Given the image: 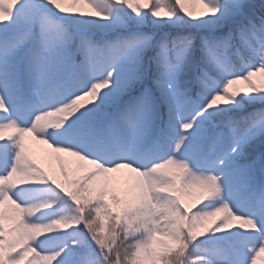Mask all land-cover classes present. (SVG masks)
Instances as JSON below:
<instances>
[{"label": "snow or ice", "instance_id": "snow-or-ice-1", "mask_svg": "<svg viewBox=\"0 0 264 264\" xmlns=\"http://www.w3.org/2000/svg\"><path fill=\"white\" fill-rule=\"evenodd\" d=\"M196 3L0 0V264H258L264 0Z\"/></svg>", "mask_w": 264, "mask_h": 264}, {"label": "rangeland", "instance_id": "rangeland-1", "mask_svg": "<svg viewBox=\"0 0 264 264\" xmlns=\"http://www.w3.org/2000/svg\"><path fill=\"white\" fill-rule=\"evenodd\" d=\"M191 7L197 14L201 10V6L198 3H196V0H191ZM86 10L88 9L86 8ZM256 81L257 83H264V77L258 76L256 77ZM25 143H26L29 153L32 155L34 159L42 163L46 168L50 166L53 170L57 169V162L53 158L54 154H51V150L48 149L46 145L39 144L31 140L30 138H26ZM59 155L63 157L64 161L68 164L70 168L72 169L75 168V165L73 163V158L63 156V154H59ZM73 175H78V173L74 171ZM115 175H117L118 177H122V176H126L127 173L126 171L122 170L121 173H117ZM258 264H264V254L261 255V258Z\"/></svg>", "mask_w": 264, "mask_h": 264}, {"label": "trees", "instance_id": "trees-1", "mask_svg": "<svg viewBox=\"0 0 264 264\" xmlns=\"http://www.w3.org/2000/svg\"><path fill=\"white\" fill-rule=\"evenodd\" d=\"M257 2H258V0H257Z\"/></svg>", "mask_w": 264, "mask_h": 264}]
</instances>
